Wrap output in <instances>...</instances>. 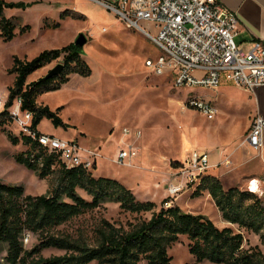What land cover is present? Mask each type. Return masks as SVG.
<instances>
[{"label":"rangeland","instance_id":"374dc122","mask_svg":"<svg viewBox=\"0 0 264 264\" xmlns=\"http://www.w3.org/2000/svg\"><path fill=\"white\" fill-rule=\"evenodd\" d=\"M3 2L15 4L14 7L5 8L3 16L16 24L15 36L10 42L4 43L0 39V95L5 96L6 101L8 87L12 86L14 79V75L8 74L13 57L29 61L42 51L58 50L73 44L80 33L86 37L83 59L91 70L90 77L70 75L68 81L58 89L38 96L36 104L47 106L60 119L61 125L54 126L44 118L37 129L41 133H53L60 139L76 142L82 148L97 150L100 157L92 171L94 178L117 180L137 200L155 203V211H158L165 201L162 189L170 168L184 154V141L188 140L189 146L210 148L217 152L215 163H222L210 171L209 176L217 178L224 190L235 187L248 191L249 181L254 179L258 186L256 194L264 201V148L256 151L245 145L247 123L239 115V107L230 100V90H220L222 85L215 90L176 87L173 71L164 70L159 75L146 66L147 61L155 64L159 57L164 56L151 40L137 30L127 29L114 14L87 0ZM66 10L72 14L76 12L79 17L60 18V14ZM55 23L59 24L57 29L52 28ZM140 25L152 36L155 35L152 28ZM25 26L28 29L20 33ZM57 64L61 62L54 61L37 70L26 79V84L44 77ZM229 87L239 94L248 95L233 85ZM190 95L213 102L217 113L212 121L186 106ZM216 97L219 99L216 100ZM124 129H128L131 135L124 136ZM136 130L141 132V137L133 140ZM18 133L12 121L0 128V182L22 186L25 196L45 195L56 184L58 168L41 180L15 163L13 156L28 149L21 142L13 146L8 141L7 134L20 138ZM128 143H133L138 149L134 165L131 168L114 165L112 159L118 149ZM211 154L212 158L215 157L213 152ZM76 191L90 201L91 198L83 190ZM195 191L181 194L172 205L188 213L207 216L219 229L228 227L234 232L238 231L235 225L222 220L207 192L193 197ZM149 218V213L135 216L121 212L118 204L107 202L52 229L50 234L81 238L93 245L94 229L101 220L126 229L127 223ZM240 232L244 249L257 247L264 255V241L259 235L243 230ZM31 235L29 243L23 244L25 250L39 243V236ZM186 245V238L181 237L168 249L171 264L194 262ZM63 254V251L56 249L41 252L43 258ZM4 256L3 252L0 264H5Z\"/></svg>","mask_w":264,"mask_h":264},{"label":"trees","instance_id":"16d2710c","mask_svg":"<svg viewBox=\"0 0 264 264\" xmlns=\"http://www.w3.org/2000/svg\"><path fill=\"white\" fill-rule=\"evenodd\" d=\"M14 6L0 0V39L4 43L14 38L16 24L3 16V10ZM75 13L66 10L60 18L79 17ZM58 27V23L52 25L54 29ZM27 29L28 26L21 28L20 33ZM54 61H60L63 66L57 76L46 80L42 77L26 84L31 74ZM8 74L14 75V79L8 88L6 106L19 98L21 110L32 114V127L37 128L44 118L54 126L61 125V121L47 106H38L36 98L58 89L70 75L90 77L91 70L83 54L77 53L71 43L58 50L42 51L29 61L13 57ZM8 121L7 113H0V128ZM19 136L7 134L11 145L17 146L21 142L28 146L25 152L13 156L15 163L41 180L56 168L58 174L51 191L39 196H25L22 186L0 182V255L5 253L2 258L5 264H139L141 261L146 264H171L168 249L181 237L186 238L188 253L194 259L193 263L185 264H264V255L257 247L243 248L244 239L240 232L259 235L264 241V201L257 194L235 187L224 190L218 179L204 177L193 197L207 192L222 220L235 225L238 231L228 227L219 229L205 215L185 212L176 205L165 208V201L155 211V203L137 200L117 180L94 178L92 171L82 168L65 169L57 156L36 153L38 145L31 144L21 134ZM31 155L34 162H31ZM39 157L42 167L37 165ZM77 189L83 190L91 198L90 201L82 198ZM107 202L118 204L121 212L135 216L149 213L150 218L127 223L126 229L101 220L94 229L93 245L81 238L50 234L52 229ZM25 232L39 236V243L30 250H25L22 244ZM46 249L60 250L64 254L43 258L41 252Z\"/></svg>","mask_w":264,"mask_h":264},{"label":"built area","instance_id":"2783aa9c","mask_svg":"<svg viewBox=\"0 0 264 264\" xmlns=\"http://www.w3.org/2000/svg\"><path fill=\"white\" fill-rule=\"evenodd\" d=\"M124 22L126 28L141 32L164 54L155 64L146 62L156 74L171 70L175 74L174 85L178 88L212 89L219 87L222 80L252 94L264 87V45L254 41L248 51L238 46L234 37L239 20L237 16L223 7L218 0H87ZM140 24L152 28V36ZM5 96L0 95V113L6 112L19 134L37 144L36 153L57 156L65 169L82 168L93 171L97 167L99 153L80 147L76 142L60 139L41 133L32 127V114L21 110V100L15 98L6 106ZM186 106L197 111L206 120L212 121L217 113L213 104L197 95H190ZM123 135H131L128 129ZM141 132H133L132 139L138 140ZM244 143L253 150L264 148V118L256 115L247 132ZM138 156L133 143L119 148L112 163L131 168ZM31 162L34 156L31 155ZM36 163V162H35ZM42 167L41 157L37 160ZM211 168L208 153L193 149L171 168L165 185L164 207H171L173 201L189 190H196ZM257 182L249 181L248 191H258ZM29 232L22 237L27 245L31 238Z\"/></svg>","mask_w":264,"mask_h":264},{"label":"crops","instance_id":"0c3cea01","mask_svg":"<svg viewBox=\"0 0 264 264\" xmlns=\"http://www.w3.org/2000/svg\"><path fill=\"white\" fill-rule=\"evenodd\" d=\"M114 1L117 0H112V2ZM218 2L227 10L234 13L239 20V25L237 27L236 35L234 37V41L238 46H240L244 51H248L250 45L254 41H261L262 44L264 45V0H218ZM221 85L222 87H220V90L221 88H227L228 90H230V97H232V99L230 100H232V102H234L239 107L240 109L239 115L241 117H244L246 120L247 128L244 132V137H245L247 132L249 131L253 118L256 115H259L262 118H264V87L257 88L252 94L248 93V95L247 94L245 95V94H239L236 91H234L231 87H229V85L232 84L228 83L225 80H222L220 82L219 86ZM220 90H218L217 93H219ZM215 99L217 100L219 98L216 97ZM205 101L213 104V102L210 100H205ZM49 135L55 136L53 133ZM184 146L186 150L184 151V154L178 161H181L193 149L204 150L208 153L209 163L211 165V168L208 170L206 177L210 175L209 174L210 171L214 170V168H217L218 164L222 163V162L215 163L216 160L218 159V154L216 151H212L210 148L207 149L203 147L189 146L188 140L184 141ZM212 152L215 154V157L213 158L211 154ZM254 181L256 182V180ZM163 190L165 192V185L162 191Z\"/></svg>","mask_w":264,"mask_h":264},{"label":"water","instance_id":"95a60500","mask_svg":"<svg viewBox=\"0 0 264 264\" xmlns=\"http://www.w3.org/2000/svg\"><path fill=\"white\" fill-rule=\"evenodd\" d=\"M87 39L83 34H78L76 39L73 42L74 49L77 53L83 54V48L86 44ZM63 69L62 64H57L54 68L49 70V72L42 78V80H46L49 78H52L54 76H57Z\"/></svg>","mask_w":264,"mask_h":264},{"label":"bare ground","instance_id":"6f19581e","mask_svg":"<svg viewBox=\"0 0 264 264\" xmlns=\"http://www.w3.org/2000/svg\"><path fill=\"white\" fill-rule=\"evenodd\" d=\"M253 190H254V192H257V189H256V187H253Z\"/></svg>","mask_w":264,"mask_h":264}]
</instances>
